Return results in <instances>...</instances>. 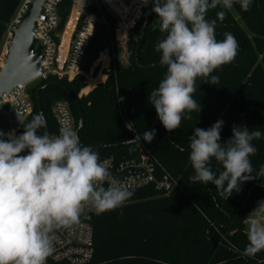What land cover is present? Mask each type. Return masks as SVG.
I'll return each instance as SVG.
<instances>
[{
	"label": "trees",
	"instance_id": "trees-1",
	"mask_svg": "<svg viewBox=\"0 0 264 264\" xmlns=\"http://www.w3.org/2000/svg\"><path fill=\"white\" fill-rule=\"evenodd\" d=\"M21 1L0 0V42ZM152 7L150 2L128 34L126 66L120 67L112 60L102 68L105 79L95 83L89 78L85 93L80 95L85 87L82 75L70 82L53 78L38 81L28 90L34 107L24 123L38 114L36 91L45 86L38 96L46 127L38 134L55 131L52 104L59 99L69 104L76 124L80 109V144L93 148L100 159L137 157L141 146L130 140L137 135L142 137L145 131L156 132L151 143L141 141L143 148L178 179L180 189L163 194L153 187H144L132 190V197L118 208L100 214L93 210L92 264H264L257 262L264 261V251L254 256L257 261L237 257L221 238L224 236L241 251L248 244L244 219L254 210V202L264 197V177L255 173L264 166V136L252 142L257 148L250 157L255 178L242 183L240 191L233 192L227 200L211 183L191 184L189 180L195 174L189 160L190 136L195 128L207 130L215 122L224 121L222 144L232 137L233 126L264 133V0H252L249 11L234 4L232 10L238 18L231 10H224L226 15L221 21L216 14L223 9L208 11L206 18L217 21V40H223L226 32L233 34L238 54L233 62L213 73L219 77L217 85L197 78L193 98L201 105V111L192 112L191 120L183 119L173 132L155 118L157 113L149 102L150 93L158 88L167 71V66L159 63L162 54L155 50L166 33L160 32V21ZM87 10H94L92 0H87ZM61 15L65 17V12ZM113 26L114 20L105 10L102 16L98 14L81 57L83 72H88L99 54L110 47ZM101 57L107 60L106 56ZM124 122L132 127L131 131ZM23 131L22 125L18 135ZM211 166L214 172L222 170L215 160Z\"/></svg>",
	"mask_w": 264,
	"mask_h": 264
},
{
	"label": "clouds",
	"instance_id": "clouds-1",
	"mask_svg": "<svg viewBox=\"0 0 264 264\" xmlns=\"http://www.w3.org/2000/svg\"><path fill=\"white\" fill-rule=\"evenodd\" d=\"M149 2L160 32L166 33L155 50L162 54L159 63L167 66L149 102L163 127L173 132L183 119L191 120L192 112L201 111L193 98L197 78L217 85L219 77L213 73L238 54L233 34L226 32L223 40H217V21L206 18L208 11L223 9L216 14L222 21L224 10L239 3L249 11L252 0H142L145 6ZM21 123L24 131L19 136L0 131V264H46L54 251L55 230L78 223L86 207L100 214L122 206L133 193L111 174L93 148L80 144L75 129L61 127L59 135L38 134L46 127L40 113ZM223 124L220 120L207 130L194 129L189 160L195 174L189 180L211 183L227 200L242 183L255 178L250 157L257 148L252 142L264 133L233 126L232 137L222 144ZM155 135L153 129L142 138L151 143ZM213 160L222 167L218 173L212 169ZM255 173L264 177V166ZM246 224L248 244L242 255L254 257L264 251V215L255 209Z\"/></svg>",
	"mask_w": 264,
	"mask_h": 264
},
{
	"label": "built area",
	"instance_id": "built-area-1",
	"mask_svg": "<svg viewBox=\"0 0 264 264\" xmlns=\"http://www.w3.org/2000/svg\"><path fill=\"white\" fill-rule=\"evenodd\" d=\"M31 1H21L16 17L9 26V32L12 25L18 24ZM64 1L44 0L40 9L42 18L36 21L32 28L34 46L40 45L41 47V72L35 80L45 81L53 78L57 81L70 82L76 76H85L80 69L81 57L94 32L98 14L102 16V12L105 10L114 20L113 40L110 47L104 51L108 58V50H113L115 45L125 42L130 30L141 19L146 8L142 0H92L94 10L86 11L87 0H85L84 6L82 0H67V4H64ZM64 7H66L65 11H63ZM61 12H65V17H62ZM27 84H18L9 93L0 96V112L5 108L10 113L19 112L22 114V121L24 122L34 107ZM52 115L56 129L50 135H59L61 127L77 129L70 106L65 100L59 99L53 102ZM124 125L127 130L131 131L127 122H124ZM18 129L19 127L15 130L1 131L4 133L14 131L19 136ZM4 138L6 139V137ZM136 144L141 146L137 157L116 160L113 156H106L101 158V161L106 162L111 174L119 179L122 186L129 191L153 187L160 193L168 194L173 190H179L178 179L166 171L143 148L141 142ZM104 186L107 187V184ZM255 209L264 215V197L254 202ZM93 210L91 207H86L81 213L78 223L54 231V251L47 258L46 264H92L93 227L91 220ZM253 211L244 219L245 229L246 220L253 215ZM221 238L236 253L237 257L256 260L254 257L242 255L243 251L239 250L224 236L221 235ZM257 262L264 263V261L259 260ZM215 264H223V262Z\"/></svg>",
	"mask_w": 264,
	"mask_h": 264
},
{
	"label": "water",
	"instance_id": "water-1",
	"mask_svg": "<svg viewBox=\"0 0 264 264\" xmlns=\"http://www.w3.org/2000/svg\"><path fill=\"white\" fill-rule=\"evenodd\" d=\"M43 1L32 0L22 14L18 24L10 27L12 36L0 65V96L9 93L18 84L29 83L35 80L41 72V47L40 45L34 46L32 28L34 23L42 18L40 9ZM44 87L41 86L36 91V108L40 114L42 112L40 110L38 93ZM22 117V114L19 112L10 113L6 108L3 109L0 112V131L17 129L21 124ZM157 117L156 114L155 118ZM81 125L82 114L79 109L77 133ZM142 140L143 138L141 137L139 140L131 142L139 143Z\"/></svg>",
	"mask_w": 264,
	"mask_h": 264
},
{
	"label": "rangeland",
	"instance_id": "rangeland-1",
	"mask_svg": "<svg viewBox=\"0 0 264 264\" xmlns=\"http://www.w3.org/2000/svg\"><path fill=\"white\" fill-rule=\"evenodd\" d=\"M231 14L238 18L236 16V12L234 10L231 9ZM16 17V14L14 15V17L12 18L11 22L13 21V19ZM11 22L7 25V27L4 30L1 42H0V65L2 64L3 58H4V54L6 52V47L10 42V33L9 32V26L11 24ZM12 36V35H11ZM127 39L125 40L124 43L122 44H118L115 45L113 48V51L111 50L110 52H108V58L107 60H104L101 56H106V53L101 52L97 58V60L94 62V64L92 65V67L89 69L88 72H84L85 76H84V83H85V87L82 88L78 95L80 94H84V90L86 89V87L88 86L87 82L88 79H92L95 80L94 82L97 83L99 81H102L105 79V75L102 72V68L106 67L110 62L112 63V60H115V62H117V64L122 67V66H126L129 63V59H128V54H127V45H126ZM107 57V56H106ZM95 67L96 70H95ZM87 77V78H86ZM86 78V79H85ZM87 80V81H86ZM38 82V80H33L31 82H29L27 84V88L28 90L32 89V87L34 85H36ZM95 85V84H94ZM91 89V88H90ZM25 121V120H24ZM23 124H21L19 126V129L21 128ZM18 129V131H19ZM246 229H247V225H246Z\"/></svg>",
	"mask_w": 264,
	"mask_h": 264
},
{
	"label": "crops",
	"instance_id": "crops-1",
	"mask_svg": "<svg viewBox=\"0 0 264 264\" xmlns=\"http://www.w3.org/2000/svg\"><path fill=\"white\" fill-rule=\"evenodd\" d=\"M103 81V80H102Z\"/></svg>",
	"mask_w": 264,
	"mask_h": 264
}]
</instances>
